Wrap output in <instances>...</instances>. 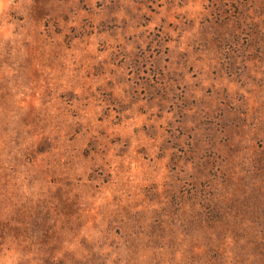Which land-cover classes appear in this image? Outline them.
<instances>
[{"label":"rangeland","instance_id":"rangeland-1","mask_svg":"<svg viewBox=\"0 0 264 264\" xmlns=\"http://www.w3.org/2000/svg\"><path fill=\"white\" fill-rule=\"evenodd\" d=\"M0 264H264V0H0Z\"/></svg>","mask_w":264,"mask_h":264}]
</instances>
